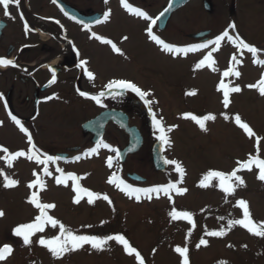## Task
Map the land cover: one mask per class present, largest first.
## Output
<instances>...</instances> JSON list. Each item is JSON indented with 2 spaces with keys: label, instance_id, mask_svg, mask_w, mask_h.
I'll use <instances>...</instances> for the list:
<instances>
[{
  "label": "rangeland",
  "instance_id": "rangeland-1",
  "mask_svg": "<svg viewBox=\"0 0 264 264\" xmlns=\"http://www.w3.org/2000/svg\"><path fill=\"white\" fill-rule=\"evenodd\" d=\"M120 26L116 22V30ZM247 29H244L246 42L264 51V29ZM135 44L141 53L147 48L145 57L140 55L135 59V67L138 68L141 61L145 62L141 63L144 64L142 81L157 105L152 109V116L144 118L137 107L130 106L128 110L135 125L145 134V143L138 155L128 158L125 163H119L114 159L113 151L100 150L94 159L86 162L48 165L52 176H45L43 165L26 158V143L21 136L8 128L7 133L0 135V145L6 147L9 153H26L25 157L15 159L9 166L5 159L8 154L0 151V171L19 181L17 187L6 189L2 186L3 176H0V210L5 213L0 217V247L9 244L13 248L12 254L0 264H138L135 254L128 255L123 246L114 241L109 242L108 248L103 251L85 245L80 250L66 253L62 258H54L38 240L58 235V225L55 228L50 224L45 225L44 232L31 237V245H23L22 238L16 237L13 230L20 224L34 222L39 215V210L26 202L32 191L38 192L42 203H54L56 208L50 210L49 214L76 234H124L140 252L145 264H181L182 258L174 251L177 246L189 248L190 264H219L220 261H227V264H264V237L255 236L239 225L231 230L226 227L229 219L243 218V211L237 205L240 199L248 203L253 221L258 225L264 223V182L257 179L259 169L253 165L251 171L244 169L237 172L245 185L236 187L232 194L222 191L218 178L205 181L209 184L207 188L199 186L209 171L230 175L238 167L237 161H247L250 155L264 159V96L259 93L258 87H249L258 85L264 77V53L257 51L254 55L244 50V54L238 57L237 51L226 45L221 48L220 54L214 56L213 64L206 63L196 69L195 65L201 59H172L158 52L150 43L146 47L139 45V42ZM116 62L112 58H103L101 63L104 69H101L100 74L105 76L102 80L111 73L116 76L131 73L133 81L139 83V78L134 79L136 75L128 66L119 68ZM124 65L129 63L126 61ZM229 68L238 71L240 76L224 77L223 73ZM221 82L229 87L241 88L239 93H230L228 108L223 105L222 91L217 90ZM193 90L196 95H186ZM99 109L102 110L103 106ZM185 113L200 117L213 114L216 119L206 122L208 131L205 132L193 120L184 118ZM236 114L252 128L255 137L249 138L235 124ZM86 115L85 109H78L62 120H53L51 132L46 133L45 139L40 142L50 144L53 151L83 143L77 136H80L78 130ZM153 115L162 119L165 129L178 126L169 132L170 145L165 146L163 155L165 160L181 163L185 169L182 182H179L181 177L175 171V165L167 164L163 172L153 168L150 150L159 135L157 129L151 126ZM225 115L229 119H225ZM257 137L261 138L259 146ZM101 140L113 149L121 148L126 143L124 133L114 125L107 126ZM109 157L113 158L111 168L107 166ZM57 168L63 169L65 174L72 173L80 177L82 187L108 195L112 204L103 199L88 204L86 196L79 205L75 204L73 182L69 180L67 186L55 183V177L60 175ZM113 173L133 187L148 188L179 182L178 187L187 188L188 191L184 195L173 192L170 194L171 199L164 193L152 194L151 200L142 195L140 201H136L115 185L107 183ZM128 174H137L144 180L131 181ZM38 177L44 181L45 188L41 190L37 186L29 189L28 184ZM173 208L192 213L194 226L186 220H171L169 213ZM222 228L226 231L222 237L205 234L206 231H219ZM201 238L207 239L209 243L197 249ZM153 249L156 251L153 252Z\"/></svg>",
  "mask_w": 264,
  "mask_h": 264
},
{
  "label": "flooded vegetation",
  "instance_id": "flooded-vegetation-1",
  "mask_svg": "<svg viewBox=\"0 0 264 264\" xmlns=\"http://www.w3.org/2000/svg\"><path fill=\"white\" fill-rule=\"evenodd\" d=\"M170 2L171 0H126L131 7L146 12L152 19L160 16ZM9 12L10 16H5L0 6V58L14 60L16 66H0V135L13 129L26 143L25 151L29 154L31 145L28 143L27 135L20 131L9 114L16 116L29 130L40 152L62 158L51 162L49 166L57 162L68 165L86 162L94 159L100 150L107 149L101 147L97 153L79 161L75 160V157H83L85 152L96 146L97 143L92 142L90 134L82 133L81 126L103 110L117 109L124 112L128 117L129 126H136L130 115L131 111H128L131 109L130 106L137 107L141 117L152 116L153 112L149 114L144 107L145 100L152 101L148 108L153 109L157 106L156 101L150 98L152 93L141 99L139 96L127 94L126 91L114 96L112 91L105 89V85L111 80L123 79L132 82L133 77L131 78V73L119 76L111 73L107 79L102 80L105 75H101L100 72L104 69V64L101 63L104 57L116 60L119 68L128 66L136 75L134 79L139 78V83L133 82L141 90L148 92L147 86L142 81L144 64L141 63L145 62L141 61L138 63V68L135 67L137 66L135 59L140 55L145 57L147 48L141 53L139 47L136 49L137 42L145 47L150 43L161 54L181 60L203 59L209 52L214 58L226 45L233 47L238 57L244 54V50L247 51L237 48L225 38L219 46L209 45L207 48L187 54L165 52L147 34L146 30L151 21L130 12L123 6L121 0H107V2L105 0H55V2L54 0H20L19 5L9 6ZM105 12H110L107 21H103ZM164 16L152 25L153 34L174 47L203 44L214 40L226 30L233 38L238 35L246 42L245 28L264 29V0H187L170 12L166 18ZM97 20L103 22L96 23ZM116 22L121 24L118 30H116ZM231 24H235V29L229 27ZM93 33L103 39L111 40L124 55L116 53L111 45L96 39ZM125 36L128 37L127 40L123 39ZM213 48L216 50L213 51ZM258 51L264 53L259 49ZM81 61L86 63L82 65ZM126 61L129 65H124ZM122 62L123 65H120ZM86 71H91L94 79L89 80ZM53 72L56 82L49 84ZM80 91L92 96L103 91L105 95L101 98V103L106 104L98 105L94 100L80 96ZM101 105L102 110L99 109ZM78 109H85L87 112L78 130L80 136H77V139L83 140V143L65 146L61 151H53L50 144L40 142L45 139L46 133L51 132L53 120H62ZM109 125L116 126L109 122L105 129ZM116 127L126 137L124 146L115 147L119 150L127 145L128 136L118 126ZM136 127L142 137L141 146L134 154L127 155L123 162H120L116 152H113L114 159L119 163H125L128 158L138 155L144 146L145 134L141 128Z\"/></svg>",
  "mask_w": 264,
  "mask_h": 264
},
{
  "label": "snow or ice",
  "instance_id": "snow-or-ice-1",
  "mask_svg": "<svg viewBox=\"0 0 264 264\" xmlns=\"http://www.w3.org/2000/svg\"><path fill=\"white\" fill-rule=\"evenodd\" d=\"M55 2V0H54ZM107 2V0H105ZM20 0H0V6H2L4 10L5 16H10L9 12V6L12 4L19 5ZM121 3L123 6L128 9L130 12L135 14L138 17H142L145 20H150L151 23L149 27L147 28V34L151 40H153L156 44L160 45L162 47V50L168 53H175V54H187L190 52L197 51L198 49L207 48L209 45H216L219 46L221 44V41L225 38H227L232 44H235L237 48L247 49L248 52L252 54H256L258 49L254 46H250L248 43H246L243 39H241L238 35L233 38L229 35L228 31L226 30L222 35L217 36L214 40H209L206 43L194 45L191 47H174L173 45L165 43L163 40H161L158 36L153 34L152 25L156 24V21L160 19L161 16L164 15V12H167L172 5L169 4L168 8L164 10V12L160 13V16L156 17L155 19H152L148 16V14L140 9L131 7L128 3H126V0H121ZM67 14V13H66ZM110 12H105L103 16V21H107L109 19ZM101 20H97L96 23L103 22ZM230 28L235 29V24L229 25ZM25 29L27 31V25L25 26ZM93 36L98 39L102 40L104 44L111 45L112 49L120 54L124 55L122 50L116 46L115 43H113L109 39H103L99 36H96L95 33H93ZM124 40H127L128 37H123ZM216 49L213 48V51ZM235 59V57H234ZM86 61H81V64H85ZM208 64H213V58L211 52H209L206 56H204L203 59H201L196 65L195 68L199 69L201 66ZM16 66L14 60L10 59H4L0 58V66L7 67V66ZM86 75L89 78V80L94 79V74L91 71H86ZM231 75H235L236 77L240 76V73L238 71H233L232 68H229L227 71L223 73L224 77H229ZM56 82V76L53 72L52 79L49 81V84ZM249 87H258L259 93L264 96V77L261 78V80L258 82V85H249ZM105 89L108 91H112L113 95H119L123 94V91L131 90L132 92L136 93L141 99H144L145 97L149 96L150 93L147 91L141 90L140 87H138L135 83L123 79H114L108 82L107 85H105ZM218 91H222L223 93V105L225 108H228L230 104V93H239L241 92V88L239 86L236 87H229L225 83L221 82L218 85ZM196 91H189L186 93V95L193 96L196 95ZM79 95L82 97H86L88 99L94 100L98 105L101 104V98L105 95V93L102 91L98 95H89L86 92L80 91ZM48 99H52V97H48ZM145 103L149 106L151 105L152 101L145 100ZM12 121L15 122L17 126H19L20 131L25 133L27 135L28 143L31 145V148L29 149V154H27L24 151H17L14 154L9 153L8 149L6 147H3L0 145V151L7 153V157L5 159L8 160L9 166H11L12 161L19 157H25L28 160H35L36 163L43 165V173L45 176H52V172L49 171L48 165L51 162L59 161L62 159L60 156H52V155H46L36 147L35 143L33 142L32 136L29 133V130L24 127L22 122L14 115H11ZM184 118L193 120L202 131L207 132L208 129L206 127L207 121H214L216 119L215 115L208 114L204 115L202 117L192 115L190 113H185ZM225 119H229L227 115H225ZM234 122L239 128H241L249 138L255 137L256 133L252 130V128L246 123L243 122L241 119V116L239 114H236L234 116ZM153 125L159 132V135L157 136V140L160 141L162 145H170V138L168 135H166L167 132H171L175 127L178 126H171L165 129L163 126L162 119H157L155 115H153ZM259 137L256 138V143L259 146L260 143ZM103 147L110 149L113 152H116L117 158H119V151L117 149L111 148L110 145L104 143L102 140L98 141L96 146L94 148L89 149L87 152L83 154V157L77 156L75 157L76 161H79L82 158H87L90 154H95L98 152V150ZM131 150V149H130ZM43 157V158H42ZM165 164L169 165H175V171L180 174L181 181L183 179V176L185 174V169L182 167L181 163L176 160H164ZM238 167L232 171L230 175H226L223 172L220 171H209L207 175L204 177V179L201 180L199 186L202 188H207L209 186L208 183L205 181H208L210 178H218L219 179V187L222 189V191L226 194H232L235 191L236 187L245 185L244 179L237 175V172L247 169L249 171L252 170L253 165H255L259 169V174L257 176V179L264 182V159H260L257 157L249 156L247 161L241 162L237 161ZM107 166L111 168L113 166V158L109 157L107 159ZM57 172L60 173L59 176L55 177V183L57 185H65L67 186V182L71 180L73 182V191L76 193L74 196L73 202L77 205L81 203V200L86 196L87 197V203L93 204L95 200L103 199L104 201H107L110 205L112 204L111 199L106 194H99L92 192L84 187L81 186L79 183L80 177L76 176L72 173L65 174L63 172V169L57 168ZM35 175V172H34ZM0 176H3V184L2 186L6 189H11L14 187H17L19 184V181L16 179L11 178L8 175H5L2 171H0ZM169 183L167 185H161V186H155V187H148V188H139V187H133L131 184L126 183L120 176H118L116 173H113L107 180V183L115 185L120 191L125 193L129 198H135L136 201H140L141 196L148 198L149 200L152 199V194H159L163 192L166 196L171 199L170 193L175 192L177 195H184L187 193V188L178 187V183ZM39 186L41 190L45 188V183L42 179L39 177L28 184L29 189H33L35 187ZM27 203L33 205L36 209L39 210V215L35 217V221L32 223H25L20 224L19 226L15 227L13 232L16 237L22 238L23 245H31L33 243V240L31 237L36 233H42L45 230V225L50 224L53 228H55L57 225L59 226V234L51 239H45L43 237L39 238L38 243L41 246H44L47 248L52 256L54 258H62L66 253L77 251L82 249L85 245H90L92 249L97 251H103L106 250L109 246V242H116L119 245L123 246V250L128 255L135 254V258L138 261V264H145L144 258L141 256L140 252L133 247L129 240L125 237L124 234H114V235H105V236H98V235H81L76 234L71 230L70 228L66 227L62 222H60L58 219L54 218L52 215L49 214L50 210H54L56 208V205L54 203H42L40 196L37 191H32L31 195L27 198ZM237 205L240 209L243 211V218L241 219H229L227 221V229L231 230L232 227L239 225L243 228L247 229L250 233L254 234L258 237H264V223L256 224L250 213L249 205L248 203L240 199L237 201ZM5 215L3 210H0V217H3ZM169 216L171 217V220L178 221V220H186L190 224H193V214L188 211H178L175 208H173ZM220 219H224L223 217H220ZM90 227V226H89ZM191 232L189 231V235ZM209 237H222L226 235V231L224 228H222L219 231H206L205 233ZM208 240L201 238L199 243L196 245V248L199 249L202 245L207 246ZM231 247V245H229ZM246 247V246H245ZM156 250L153 249V252ZM174 251L179 254L181 259V264H190L189 260V248L187 246L175 247ZM13 252V248L9 244H4L2 247H0V261H4L8 256H10ZM219 264H227V261H220Z\"/></svg>",
  "mask_w": 264,
  "mask_h": 264
},
{
  "label": "water",
  "instance_id": "water-1",
  "mask_svg": "<svg viewBox=\"0 0 264 264\" xmlns=\"http://www.w3.org/2000/svg\"><path fill=\"white\" fill-rule=\"evenodd\" d=\"M186 1L187 0H181V1L171 0L169 4H171L172 7L167 12H164V15H165L164 17L166 18L170 12L178 8L180 5H182ZM126 92L129 95L138 96L136 93L132 92L131 90H126ZM144 107L147 108L148 113L150 114L151 112H150V109L148 108V104L145 103ZM109 122L114 123L121 130H123L125 134L128 136L127 145L124 148L118 150L120 153L119 159L121 162H123L127 155L134 154L135 152H137L142 142V137H141V134L139 133V130L137 129L136 126L128 125V117L124 112L117 110V109L103 110L96 117L85 122L81 126L82 133L84 135L90 134L92 136V142L97 143L98 141L102 139L105 126ZM162 147L163 145L160 143V141L154 142L151 146L152 165L156 171H160V172H163L167 166V164L164 163L165 158L162 154ZM128 178L135 180V181L144 180L137 174H128Z\"/></svg>",
  "mask_w": 264,
  "mask_h": 264
},
{
  "label": "trees",
  "instance_id": "trees-1",
  "mask_svg": "<svg viewBox=\"0 0 264 264\" xmlns=\"http://www.w3.org/2000/svg\"><path fill=\"white\" fill-rule=\"evenodd\" d=\"M151 123H152V122H151ZM151 126H154L153 123L151 124ZM168 134H169V132L166 133V135H168ZM165 146H166V145H165ZM178 184H180V183H178ZM177 186H178V185H177ZM173 192H174V191H173ZM173 192H171V193H173ZM171 193H170V194H171Z\"/></svg>",
  "mask_w": 264,
  "mask_h": 264
}]
</instances>
